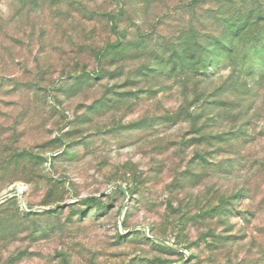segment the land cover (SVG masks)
Wrapping results in <instances>:
<instances>
[{
	"label": "rangeland",
	"instance_id": "rangeland-1",
	"mask_svg": "<svg viewBox=\"0 0 264 264\" xmlns=\"http://www.w3.org/2000/svg\"><path fill=\"white\" fill-rule=\"evenodd\" d=\"M3 196L0 264H264V0H0Z\"/></svg>",
	"mask_w": 264,
	"mask_h": 264
},
{
	"label": "trees",
	"instance_id": "trees-1",
	"mask_svg": "<svg viewBox=\"0 0 264 264\" xmlns=\"http://www.w3.org/2000/svg\"><path fill=\"white\" fill-rule=\"evenodd\" d=\"M249 25H252V24H249V23L247 22V19H244V18H243V21L240 22V24H239V26L237 27V29L234 30L233 34H234L235 36H236V35H237V36L240 35V33H242L243 30L246 29ZM234 35H233V36H234ZM233 36H231V37H232V39L230 40L231 42H232V40L234 39ZM1 203H2V202H1ZM1 203H0V205H1Z\"/></svg>",
	"mask_w": 264,
	"mask_h": 264
},
{
	"label": "water",
	"instance_id": "water-1",
	"mask_svg": "<svg viewBox=\"0 0 264 264\" xmlns=\"http://www.w3.org/2000/svg\"><path fill=\"white\" fill-rule=\"evenodd\" d=\"M7 198V196H3L0 198V203L3 202L5 199Z\"/></svg>",
	"mask_w": 264,
	"mask_h": 264
}]
</instances>
